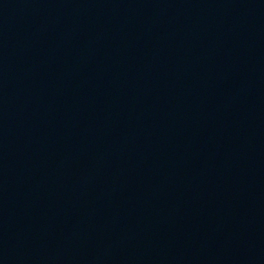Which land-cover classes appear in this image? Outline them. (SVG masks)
<instances>
[{
    "label": "water",
    "instance_id": "1",
    "mask_svg": "<svg viewBox=\"0 0 264 264\" xmlns=\"http://www.w3.org/2000/svg\"><path fill=\"white\" fill-rule=\"evenodd\" d=\"M0 264H264V0H0Z\"/></svg>",
    "mask_w": 264,
    "mask_h": 264
}]
</instances>
